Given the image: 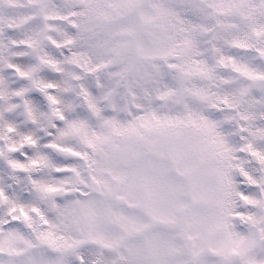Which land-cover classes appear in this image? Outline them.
<instances>
[{"label":"snow or ice","instance_id":"snow-or-ice-1","mask_svg":"<svg viewBox=\"0 0 264 264\" xmlns=\"http://www.w3.org/2000/svg\"><path fill=\"white\" fill-rule=\"evenodd\" d=\"M0 264H264V0H0Z\"/></svg>","mask_w":264,"mask_h":264}]
</instances>
